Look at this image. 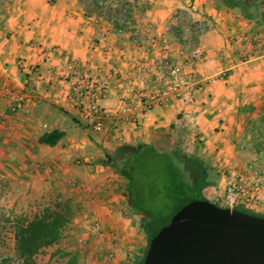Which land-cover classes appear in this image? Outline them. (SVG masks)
<instances>
[{
  "label": "crops",
  "instance_id": "obj_1",
  "mask_svg": "<svg viewBox=\"0 0 264 264\" xmlns=\"http://www.w3.org/2000/svg\"><path fill=\"white\" fill-rule=\"evenodd\" d=\"M137 1L146 7L138 6L140 15L131 17L118 33L77 0H0V90L24 96L23 108L15 114H8L7 98H0L3 141L15 135L16 170H25L29 161L37 185L48 178L44 169L51 164L79 173L81 180L82 172L100 170L104 155L112 156L123 146H149L174 160L180 153L207 171L201 196L213 199L211 189L224 183L225 174L237 164L241 124L256 116L257 99L264 94V53L242 61L254 47L264 46L249 45L255 33L264 37L262 5L249 9L252 16L245 18L241 10L217 0ZM186 42L203 51L195 68L201 83L193 102L182 105L168 99L142 114L140 101L128 93L147 80L137 75L135 65L173 58ZM73 66L82 76L98 72L108 86L101 102L106 117L100 132L74 123L68 97ZM110 66L116 68L115 75L109 74ZM124 108L136 123L121 119ZM51 131L63 133L54 146L37 143ZM124 204L134 224L141 215Z\"/></svg>",
  "mask_w": 264,
  "mask_h": 264
},
{
  "label": "rangeland",
  "instance_id": "obj_2",
  "mask_svg": "<svg viewBox=\"0 0 264 264\" xmlns=\"http://www.w3.org/2000/svg\"><path fill=\"white\" fill-rule=\"evenodd\" d=\"M77 1L89 11L92 10V0ZM99 2L103 7V14L98 16L105 20L107 17L113 22L123 23L122 18L128 8L127 0H99ZM146 5L147 3L136 0V4L131 8L130 18L140 15L141 10L138 6L146 7ZM106 13L108 14L105 15ZM263 38L255 33L254 40L252 39L249 45H264ZM183 46L201 48L193 42H186L180 47ZM252 51L246 53L242 61H250L260 56L264 53V46L254 47ZM263 100L264 94L258 97L255 110L264 111ZM256 118L255 116L241 124V149L236 156L237 164L229 170V173L235 171L240 173L241 179L247 183L254 181L258 183L259 199L246 209L264 215V152L255 151L252 142L254 130L251 124ZM254 124L259 127L258 123ZM3 138L0 133L1 255L13 256L14 217L31 219L43 208H53L56 202H60L69 205L72 218L64 228L62 237L55 244L35 255L36 264H62L65 258L57 255V251L76 253L78 264H132L139 257L145 245V239L138 226L142 216L137 217L139 219L136 218L134 224L130 222V213L125 209V198L121 193L124 181L116 177V173L104 163V159L101 160L100 170L82 172L81 180H78L79 173L51 164L44 169L48 178L37 185L33 181L34 172L29 170V161L25 165V170H16L14 153L19 145H15L17 144L15 135H9L5 141ZM164 166L161 167L162 169L154 167L148 170L139 180L146 192L142 207L152 218L153 227L164 225L171 218L180 217L186 197V185L189 184L187 171L183 170L181 164H174V171L170 168L165 170ZM229 173L225 174V181ZM67 175H70V180H67ZM83 176L85 179H82ZM180 181L185 186L176 190V185ZM225 181L211 189L214 193L213 199L206 198L222 208H226L222 201ZM123 210H126V213ZM98 212L104 218L99 217Z\"/></svg>",
  "mask_w": 264,
  "mask_h": 264
},
{
  "label": "trees",
  "instance_id": "obj_3",
  "mask_svg": "<svg viewBox=\"0 0 264 264\" xmlns=\"http://www.w3.org/2000/svg\"><path fill=\"white\" fill-rule=\"evenodd\" d=\"M127 1L128 8L126 10V15L122 18L123 23L130 22L131 18L129 14L131 8L136 4V0ZM217 1L226 8H237L241 10L243 17L245 18H250L252 16L249 9L254 10L259 5H262L260 20L264 21V2L262 1ZM99 3V0H92V11L97 15H102L103 7ZM107 14L108 13L105 15ZM106 20L109 21L115 29H122L124 27L123 23L113 22L107 17ZM262 103L264 104V100ZM256 117L257 118L253 121V124H251L252 130H254L252 142L255 151L264 152V111L260 109L257 112ZM74 123L86 129L77 118H74ZM254 123H258L259 127H256ZM62 136V132L51 131L40 136L37 139V143L52 147ZM129 148H131V146H123L112 156L105 154L104 163L119 177L125 180L123 188L125 190L124 198L126 204L129 208L142 216L139 223V229L144 236L145 245L141 250L139 257L132 263L141 264L150 239L169 221L164 225L153 227L152 218L147 213V210L142 207L146 192L143 185L139 183L140 178L143 177L148 170L154 169V167H160V169H162L161 167L165 165V170L170 168V170L173 169L174 171V164H181L183 170L187 171L189 180V184L186 185V197L183 203V206H185L191 198L205 200L201 196V190L206 187L208 183L207 171L200 166H196L194 161L188 160L180 153H175L176 160H174V158H167L164 155L154 152L149 146L142 145L132 147L134 148L133 151H130ZM182 186L185 185L180 181L175 189H181L183 188ZM213 204L216 205L215 203ZM232 209L246 214L264 217V215L253 213L242 206H235ZM71 218L72 212L69 205L60 202H56L53 205V208H43L39 214L34 215L31 219H26L22 216L14 217L12 220L13 256H3L0 254V264H36L34 261L35 255H37L42 249L55 244L62 237L63 230L70 222ZM56 254L61 258H65L62 264H78L76 253L57 251Z\"/></svg>",
  "mask_w": 264,
  "mask_h": 264
},
{
  "label": "built area",
  "instance_id": "obj_4",
  "mask_svg": "<svg viewBox=\"0 0 264 264\" xmlns=\"http://www.w3.org/2000/svg\"><path fill=\"white\" fill-rule=\"evenodd\" d=\"M117 32L120 33L121 29ZM133 45L138 46V43L134 41ZM202 58L201 48L183 46L176 49L173 58L165 56L154 63L145 61L137 63L135 65L137 75L147 80L142 88H131L128 93L138 98L142 114L152 107H162L168 99H173L182 105L191 104L201 83L195 68ZM72 70L68 97L71 100L74 115L88 131L100 132L106 117L101 102L106 99L108 86L105 80L99 78L98 72L82 76L78 73L76 66H73ZM108 72L115 75L117 70L114 66H110ZM206 80L215 81L214 78ZM1 97L7 98L8 114H15L22 110L24 103L22 92L1 89ZM120 115L123 121L136 123L127 108L122 109ZM124 115H127L125 119ZM258 195L259 186L256 181L247 183L241 179V174L235 171L228 174L222 189V201L226 208L249 207L258 201Z\"/></svg>",
  "mask_w": 264,
  "mask_h": 264
},
{
  "label": "water",
  "instance_id": "obj_5",
  "mask_svg": "<svg viewBox=\"0 0 264 264\" xmlns=\"http://www.w3.org/2000/svg\"><path fill=\"white\" fill-rule=\"evenodd\" d=\"M141 264H264V217L191 198L150 239Z\"/></svg>",
  "mask_w": 264,
  "mask_h": 264
}]
</instances>
